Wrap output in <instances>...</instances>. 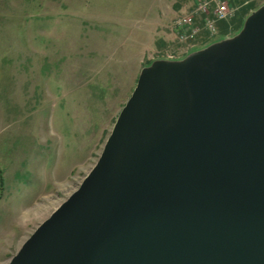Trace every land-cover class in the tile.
<instances>
[{"label":"water","instance_id":"95a60500","mask_svg":"<svg viewBox=\"0 0 264 264\" xmlns=\"http://www.w3.org/2000/svg\"><path fill=\"white\" fill-rule=\"evenodd\" d=\"M263 24L264 6L143 74L96 164L8 264H264V58L244 65Z\"/></svg>","mask_w":264,"mask_h":264},{"label":"rangeland","instance_id":"374dc122","mask_svg":"<svg viewBox=\"0 0 264 264\" xmlns=\"http://www.w3.org/2000/svg\"><path fill=\"white\" fill-rule=\"evenodd\" d=\"M198 1L0 0V264L78 189L143 74L235 37L264 6L218 0L233 12L216 31L231 35L181 41L174 22ZM263 43L264 24L244 65Z\"/></svg>","mask_w":264,"mask_h":264},{"label":"built area","instance_id":"2783aa9c","mask_svg":"<svg viewBox=\"0 0 264 264\" xmlns=\"http://www.w3.org/2000/svg\"><path fill=\"white\" fill-rule=\"evenodd\" d=\"M212 3L215 4V9H213L211 17H209V5ZM229 7L218 0H210L209 2L198 1L190 15L181 16L174 22L175 32L181 41L193 39L199 30L198 19L203 17L201 20L203 29L210 35H214L216 34L217 20H226L231 16L233 11L228 9Z\"/></svg>","mask_w":264,"mask_h":264},{"label":"crops","instance_id":"0c3cea01","mask_svg":"<svg viewBox=\"0 0 264 264\" xmlns=\"http://www.w3.org/2000/svg\"><path fill=\"white\" fill-rule=\"evenodd\" d=\"M228 4L231 5L230 7L233 6L235 10L236 9L238 10L237 6L241 7V5H243V4L239 5V1L238 0H228ZM231 19H233V18H231ZM238 22H240V21H238ZM197 25H198L199 30L197 32V37H196L195 42L196 41L198 42L199 40H202V38L204 39L205 37H206V39H208L207 34L205 33V30H203L201 20L199 21V23ZM230 35L231 34H229L227 31H224L221 27H218L217 31H216V36H213L212 38L218 37V39H223V38H228Z\"/></svg>","mask_w":264,"mask_h":264},{"label":"bare ground","instance_id":"6f19581e","mask_svg":"<svg viewBox=\"0 0 264 264\" xmlns=\"http://www.w3.org/2000/svg\"><path fill=\"white\" fill-rule=\"evenodd\" d=\"M172 226L174 227L175 230H178L179 228H181V225L177 223L172 224Z\"/></svg>","mask_w":264,"mask_h":264}]
</instances>
